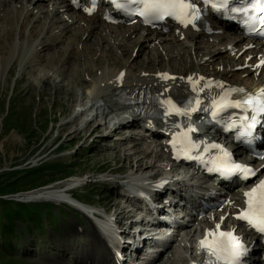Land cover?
I'll use <instances>...</instances> for the list:
<instances>
[{
    "label": "rangeland",
    "instance_id": "374dc122",
    "mask_svg": "<svg viewBox=\"0 0 264 264\" xmlns=\"http://www.w3.org/2000/svg\"><path fill=\"white\" fill-rule=\"evenodd\" d=\"M56 2L50 4L49 0L44 1V9L57 8L61 0ZM17 6L14 14L17 24L10 30L0 17V193L11 192L0 195V199L23 204L8 201L12 202L9 203L11 205L3 208L8 213H12L13 207L18 208V205L23 207L24 204H36L42 211V225H32L37 217L25 222L13 219L10 225L13 227L12 233L0 236V264H64V261L76 253L75 250L89 240L95 230L92 221L85 216H75V210L62 202L53 203L42 199L29 202L27 196L22 195L25 192L50 186L51 190L62 193L64 186L77 180L78 186L72 191L74 197L97 205L101 210L110 204V210L117 212L115 216H118L120 210L122 216L132 215L133 206L123 203L121 196L116 195L115 184L107 179L89 181L86 174H109L107 172L112 171L127 176L134 172L147 177L155 173L152 176L155 178V175H163L167 171L169 173L165 175L171 178L178 174L180 177L185 176V185L189 181L198 182L194 176H188L187 168L178 167L176 171L177 168L163 154L158 138L144 139L133 128L131 131L125 130L115 140L112 135L101 134L104 119L100 116H93L91 120L85 121L83 131L78 132L81 115L76 110L81 109L82 99L91 91L95 79L118 68L135 72L151 66L152 70H157L161 64L164 69H168L172 65V59L176 57L173 54L169 56L168 48L162 47L164 43L159 45L158 42L144 47L137 44L130 52L132 41L139 33L131 37L122 36L125 33L123 27L111 28L101 24L99 29L85 38L81 36V32L92 21L83 17V14L72 11L73 9L61 10V13L77 20L71 25L72 29L62 33L60 39H51L49 42L40 32L41 29L42 32L47 29V25L43 27L44 21H34L32 14L23 19L19 4ZM61 13L56 14L51 26L53 29H47L49 36L58 30L57 25H62L65 15ZM44 20H49L46 14ZM24 24L25 27L19 29V25ZM180 38L182 40V35ZM16 39H27L28 45L41 39V45H50L42 53L39 52L40 48H36L33 57L34 52L25 54L23 50L20 57L16 58L17 48L14 52L10 50ZM123 42L125 43L120 46ZM208 42L211 43V39ZM167 44L171 43H165ZM111 49L115 50V55L111 54ZM3 51L5 52L2 53ZM75 51L78 55L73 54ZM9 55L11 61L8 59ZM225 56L223 54L222 59L226 60ZM185 57L189 59L190 54L185 53ZM117 59L125 60L126 64L122 66L115 63ZM172 63L177 65L178 61ZM9 67L13 70L8 73ZM243 68L234 70L240 71ZM96 124H100L99 128L92 132L91 128ZM151 149L152 152L149 153ZM144 155L147 165L135 170V161ZM40 164L43 166L31 170ZM12 171L16 172L11 173ZM7 173L8 177H2ZM93 179L102 178L94 176ZM47 204L50 205L49 211L44 207ZM220 215L221 213L217 216ZM200 228L196 227V231ZM130 231L127 228L123 233L128 234ZM183 238L182 242H178V239L172 241L165 253L154 258L155 264H187L195 254L189 247L193 236ZM178 244L180 256H171L170 251ZM258 254L262 252L257 253V256ZM252 256L248 260L249 264L256 260Z\"/></svg>",
    "mask_w": 264,
    "mask_h": 264
},
{
    "label": "bare ground",
    "instance_id": "6f19581e",
    "mask_svg": "<svg viewBox=\"0 0 264 264\" xmlns=\"http://www.w3.org/2000/svg\"><path fill=\"white\" fill-rule=\"evenodd\" d=\"M44 1L48 0H0V17L1 21L6 23L7 26H9V30L11 27L17 24L14 20V14H16V8L18 7L17 4H19V8L21 11V14L23 13V19L32 14V18H34V21H44L43 27L47 25V29L51 31L53 28L51 27L53 25L54 18L57 13H61V10H72L77 11L81 14H83V17H88L90 19L91 24L87 25L83 28L81 32V36L88 37L92 34V32L95 29H99L101 24L106 25L108 27L114 28L117 25L106 22L103 19V16L101 14V11L98 8L92 9L88 6H83L81 8H74L73 5L69 0H61V4L57 5V8L53 9L51 7L50 10L44 9ZM51 3H57V0H49ZM90 10V11H89ZM212 12V11H211ZM216 13V12H213ZM20 14V15H21ZM44 14L49 17V20H44ZM220 14V13H216ZM224 14V13H222ZM20 15L18 18H20ZM61 15H65L62 19V25H57V31L54 32L51 36L48 35L47 29L45 32H42V37H46L48 41L50 42L51 39L56 40L60 39L62 36V33H66L69 30L72 29L71 25L77 20H73L72 17L66 16V14L61 13ZM7 16V17H5ZM3 19V20H2ZM50 23V24H49ZM109 23V24H107ZM216 25L215 23H213ZM33 26V25H32ZM25 27V24L19 25V29H23ZM124 32L122 36H129L131 37L133 34L139 33L137 38H135L132 41V45L130 46V52H132L134 46L138 44L140 47L148 46V44L152 42H158L159 45L164 43L162 47H167L169 56L173 54V56L176 57V59H172V62L178 61L177 65H174L171 62V66L168 69H164L163 65L159 64L157 70H152L151 66H148L146 68H143L142 70H138L135 72H131L130 70H124L122 71L121 68L114 69V71L111 69L110 71H107V74H102L97 79L94 80V83L92 85V89L89 92L91 94L89 96L86 95L82 100L83 102L82 107L83 109L76 110V112L79 111V115H81V121L83 122L84 119H87L92 113L89 112L90 108H92L91 112L95 110V113H97L95 116L104 117V124L109 123L111 120L110 112H108V109L111 110L113 106L117 105L118 103L114 99V97H122L124 94H131V95H143V94H150L153 97L158 98L159 100H163L165 97H172V98H180L186 94H190L192 92H195L198 90V86H204V82L206 78L213 77L214 79H224L227 81H230L232 83H235L242 87L244 90L248 92H254V91H264V43H257L254 42V49H249L246 53H242L247 49L248 42L242 41L240 38H237L236 35H234L235 29L232 27H227L224 29L223 25H220L217 29L213 32H205L203 29H200L198 31L194 29H189L188 27H182V26H176L169 24H164L163 26H160L158 29H148L142 27L139 23H136L131 26H124ZM76 28H74L75 30ZM63 34V35H64ZM183 35L182 40L180 36ZM102 38V37H101ZM209 39H211V43H209ZM126 40V39H125ZM32 41V40H31ZM121 42V39H119V43ZM125 42L121 43L124 44ZM165 43H171L165 45ZM50 44L47 43L45 45H41V39L36 43H31L28 45V40H18L14 41L11 46L10 50L12 52L15 51L17 48V54L16 58L20 57V53L24 50L25 54H32L36 48H40L39 52L42 53L45 51ZM129 46V44H125ZM236 48L235 52H232V50ZM129 51V49H127ZM3 51L2 53H4ZM36 52V51H35ZM35 52L33 53L32 57L35 56ZM189 53L190 57L187 59L185 57V53ZM232 52V53H231ZM115 50L111 49V54L115 55ZM241 53V54H240ZM73 54L78 55V53L75 51ZM223 54H226V60L222 59ZM238 54V56L236 55ZM31 57V58H32ZM251 57V58H250ZM163 55H160V60H162ZM194 58V59H193ZM8 59L11 61V56H8ZM114 60L116 58H113ZM15 62V61H14ZM115 63H119L120 65H125L126 61L123 59H117ZM248 65L247 68H243L242 70H234L235 68H238L239 66ZM221 66V67H218ZM13 68L9 67L7 69V72L9 73L12 71ZM234 70V71H233ZM92 71V70H91ZM231 77V78H229ZM209 87V85L207 86ZM81 100V101H82ZM99 100H102L103 103L106 105L105 107L97 105V102ZM91 105L89 108L88 106ZM121 108H124L125 105L119 104ZM99 106V107H98ZM101 110V111H99ZM97 111V112H96ZM123 117H118L117 120H122ZM141 124L145 127L147 123L149 125H152L153 121H155L152 118L140 116ZM79 123V124H80ZM85 123V122H84ZM84 125V124H83ZM100 124H96L93 128H91V131L94 132L99 128ZM84 127V126H83ZM83 127H78V132L83 131ZM149 130V129H147ZM159 134L157 128H151L150 130V136L156 137ZM145 139V138H144ZM232 144V143H231ZM230 144V145H231ZM161 149L165 152L168 151V147L164 142L160 143ZM261 150L264 154V144L261 147ZM152 152V149L149 151V153ZM146 155L138 158L136 163V168L141 169L140 166H146V162L144 161V157ZM257 160V159H256ZM261 162H264V155L262 160L260 162H256V164H261ZM174 164V163H173ZM260 174L261 177H264V166L260 167ZM169 172L164 171L163 174H168ZM99 177L103 179H110L109 182H112L115 185L120 184V187L122 189V192H126L127 189H133V182H142L144 183L145 179H147L146 176L142 177L138 174H135L132 172V174L127 175L125 182H116V177L118 175L113 174H103L100 173L98 175ZM97 181V180H94ZM151 181H154L153 179ZM181 183V185L185 188H187L189 185H185L184 182H178ZM74 184V183H71ZM180 185V186H181ZM126 186V187H124ZM140 187V186H138ZM197 196L201 194V191H196ZM24 196H27V200L29 201H37V200H48V201H55L60 202L61 199H65L69 202H71L74 206L77 208H82L88 210V205L82 202H76L66 196L63 193H59L55 190H51L50 186H43L36 189H33L31 191H27L24 194ZM29 197H33L30 198ZM145 197V196H144ZM153 196H151L152 198ZM207 198L211 201H216L214 198H210L207 195ZM106 200V198L104 199ZM197 200H200L199 198ZM23 201V200H22ZM26 202V201H24ZM236 200L229 199L224 206H221V218H216L212 215L204 216L203 221L204 225H211L216 226V224L221 225V228H225L227 225L228 219H231L234 215V212H236L235 207ZM196 205V204H194ZM108 208H110V204L107 205ZM123 209V208H122ZM134 212V215H138V212L134 209L132 210ZM122 210L118 212V218H121ZM223 216H226L225 220H222ZM214 220L216 221H213ZM236 222V220H235ZM213 224V225H212ZM210 227V226H205ZM128 228V225L125 224L123 226V230H126ZM230 228V224H229ZM95 230L91 233V236L89 240L85 241L82 247L75 250V254L69 258V260L64 261V264H124L119 257H116L114 254L115 251H117L115 246L113 248H110L107 245L106 240L101 237L100 233H104L109 236V230L110 227L107 226L105 218L99 222V229L94 228ZM100 230V232L98 231ZM130 233V232H129ZM203 233V228L198 231H194L191 235H193L191 244L189 247L191 248L192 252H194V258L192 257L191 260H196L197 255L199 254L196 247L197 240L200 237V235ZM115 237V236H114ZM169 235L167 233H163L159 237L158 243L160 245L167 244ZM117 237L114 238V242H116V245H118L119 249V242L117 241ZM173 239H177L176 237H173ZM183 236H180L178 238V242H182ZM172 242L170 241L166 246H161V250L156 255V258L158 256H161L163 253H165L170 247ZM122 245H125L124 243ZM198 246V245H197ZM172 252L171 256H180V247L179 244L176 245ZM256 252L255 258L256 260L252 261L251 264H264V259H262L260 256H263L262 254H258L257 256ZM264 253V252H263ZM131 255V254H130ZM252 254H248L246 256L247 258H244V261H248ZM257 257L259 259H257ZM133 256H129L128 260H131ZM148 259V258H147ZM169 259V258H168ZM190 262L188 261L187 264ZM148 264H155L153 260H151Z\"/></svg>",
    "mask_w": 264,
    "mask_h": 264
},
{
    "label": "snow or ice",
    "instance_id": "6c2138e0",
    "mask_svg": "<svg viewBox=\"0 0 264 264\" xmlns=\"http://www.w3.org/2000/svg\"><path fill=\"white\" fill-rule=\"evenodd\" d=\"M143 10L142 15H149L153 19H162L166 15H175L181 23L186 21L182 17L187 15H192L193 20H199L200 16L196 14L195 8H193L185 0H142ZM264 3V0H260ZM218 3L223 6L226 4V0H218ZM216 7V4H213ZM90 11V10H89ZM150 22V21H146ZM187 23H192V21H187ZM260 23L264 25V11H262ZM168 103H171L170 101ZM199 100L196 104L199 105ZM239 106V104L235 105ZM176 112H180V109L174 108ZM191 111H196L192 108ZM187 115V111L184 113ZM215 116L216 113H213ZM189 131H195V129H189ZM196 147V145H192ZM213 147H219V145H213ZM228 155V153H225ZM213 169H209L212 171ZM228 172L240 171L245 173V178L248 175H255V172L248 169L242 165H233L231 168L227 169ZM244 195L248 197L247 204L248 208L241 214L240 219L247 220L250 225L255 226L259 231L264 232V180L251 189L245 192ZM219 227V225H217ZM209 235H215L213 233L206 232L205 239L200 241L202 247H206L211 251V254L216 257L217 261L223 260L224 264H238L239 258L243 255V245L239 242V238L234 236L232 232H220L219 236L227 238V241L221 240L219 242H213L208 244L207 237Z\"/></svg>",
    "mask_w": 264,
    "mask_h": 264
},
{
    "label": "trees",
    "instance_id": "16d2710c",
    "mask_svg": "<svg viewBox=\"0 0 264 264\" xmlns=\"http://www.w3.org/2000/svg\"><path fill=\"white\" fill-rule=\"evenodd\" d=\"M40 166H43V164H40L36 167L31 168V170H36ZM14 172L16 171H12L11 173H14ZM6 176L8 177V173L2 177H6ZM8 193H11V192L2 191L0 195H5ZM8 201H14V200L0 199V236L8 235L12 233L13 227H11L10 225L12 224V220L15 218L19 219L21 222H25L26 220H32L34 217H37L36 220L33 221L32 225H34L35 227L42 225L41 219H40L42 217L41 216L42 211L39 209V207L36 204H30V205L24 204L23 207H20V205H18V208L11 206L14 208V210L12 213H8L3 210V208L8 207L9 203H12ZM14 204H22V203H20L19 201H14ZM44 207L45 209L49 211V208H50L49 204H47V206H44ZM73 214L75 216L78 215L74 212Z\"/></svg>",
    "mask_w": 264,
    "mask_h": 264
},
{
    "label": "water",
    "instance_id": "95a60500",
    "mask_svg": "<svg viewBox=\"0 0 264 264\" xmlns=\"http://www.w3.org/2000/svg\"><path fill=\"white\" fill-rule=\"evenodd\" d=\"M30 198H33V197H29V199H30Z\"/></svg>",
    "mask_w": 264,
    "mask_h": 264
}]
</instances>
